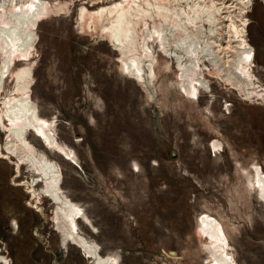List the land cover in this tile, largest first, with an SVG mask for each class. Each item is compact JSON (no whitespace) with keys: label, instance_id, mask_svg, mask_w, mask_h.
Returning a JSON list of instances; mask_svg holds the SVG:
<instances>
[{"label":"rangeland","instance_id":"rangeland-1","mask_svg":"<svg viewBox=\"0 0 264 264\" xmlns=\"http://www.w3.org/2000/svg\"><path fill=\"white\" fill-rule=\"evenodd\" d=\"M41 1L61 10L38 23L31 58L4 76L0 99L14 94V74L31 68L30 103L73 159L30 133L27 139L54 165L62 197L83 213L81 237L119 264H205L210 254L197 220L209 214L222 226L234 264H264V203L246 177L253 167L264 176V0L248 2L242 15L260 96L246 98L215 78L204 55L207 87L194 102L177 86L171 56L180 51L169 47L167 57L148 38L155 79L133 80L101 33L113 18L78 21L82 8L95 12L125 0ZM171 3L190 17L200 10L198 25L207 33V1ZM142 27L139 36L152 23ZM213 140L219 152L209 146ZM4 145L0 130V264H94L67 241L55 217L62 206L45 197L42 177L18 166Z\"/></svg>","mask_w":264,"mask_h":264},{"label":"bare ground","instance_id":"bare-ground-1","mask_svg":"<svg viewBox=\"0 0 264 264\" xmlns=\"http://www.w3.org/2000/svg\"><path fill=\"white\" fill-rule=\"evenodd\" d=\"M204 1L210 4L206 5V10L211 16L205 17V23L209 26L205 34L198 25L202 21L200 10L190 17L182 6L179 9L173 7L171 0H125L95 12L82 8L78 13V21L84 23L86 17L93 21L94 18L99 21L104 17L113 18L109 26L101 29V33L120 54L122 73L124 71L130 79L141 82L155 79L154 56L146 48V42L149 41L158 43L161 52L167 57L171 55L169 47L173 51L181 52H173L171 57L175 59L180 72L176 78L177 86L189 101H197L201 89L207 87L201 72L205 67L202 63L204 55L209 56L215 78L238 90L246 98L254 94L260 96L251 74L253 53L246 39L248 24L242 23L244 6L251 0ZM59 10L61 7H52L41 0H0V55L3 56L0 84L17 62L29 61L38 23ZM216 17L219 19H215ZM154 18L162 20V24L154 23ZM148 21L152 23L149 31ZM140 25L147 31L146 35L139 36ZM167 32L170 43L167 41ZM140 37H143L142 41ZM204 37L207 39L204 40ZM146 61L149 64H145ZM14 79L15 95L0 99V130L5 133L6 154L18 157V166H30L42 177L47 192L45 197L62 206L56 210L55 217L63 226L67 241L76 245L83 251V256L93 260L95 264H117L116 259L100 258L97 249L81 237L77 222L83 217V213L62 197L59 191L60 175L54 165L43 154H38L27 139L30 133L46 149L65 157L66 160L73 159L51 132L50 122L40 117L38 110L30 103L31 68L18 70ZM16 95L19 98L14 97ZM209 146L215 153L221 150L217 140H213ZM252 172L254 175L250 176L246 171L247 181L260 193L264 203V176L258 167H253ZM197 230L198 236L206 239L205 249L210 254L205 264H234L227 251L226 235L215 218L209 214L201 215L197 220Z\"/></svg>","mask_w":264,"mask_h":264},{"label":"flooded vegetation","instance_id":"flooded-vegetation-1","mask_svg":"<svg viewBox=\"0 0 264 264\" xmlns=\"http://www.w3.org/2000/svg\"><path fill=\"white\" fill-rule=\"evenodd\" d=\"M100 258H102V257H100ZM102 259H108V258H102ZM91 261L94 263V261H93V260H91ZM94 264H95V263H94ZM117 264H119V263H118V261H117Z\"/></svg>","mask_w":264,"mask_h":264}]
</instances>
